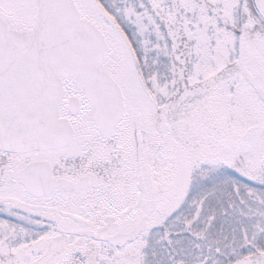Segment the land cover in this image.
I'll list each match as a JSON object with an SVG mask.
<instances>
[{
  "label": "snow or ice",
  "instance_id": "1",
  "mask_svg": "<svg viewBox=\"0 0 264 264\" xmlns=\"http://www.w3.org/2000/svg\"><path fill=\"white\" fill-rule=\"evenodd\" d=\"M0 264H264V0H0Z\"/></svg>",
  "mask_w": 264,
  "mask_h": 264
}]
</instances>
